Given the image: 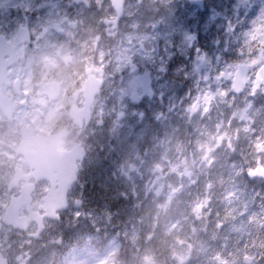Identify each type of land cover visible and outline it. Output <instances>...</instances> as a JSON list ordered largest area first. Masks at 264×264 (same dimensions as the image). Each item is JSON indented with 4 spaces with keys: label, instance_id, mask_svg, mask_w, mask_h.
Masks as SVG:
<instances>
[{
    "label": "flooded vegetation",
    "instance_id": "flooded-vegetation-1",
    "mask_svg": "<svg viewBox=\"0 0 264 264\" xmlns=\"http://www.w3.org/2000/svg\"><path fill=\"white\" fill-rule=\"evenodd\" d=\"M244 1L207 17L184 63L173 46L161 61L145 16L104 25L101 0H0V227L9 205L18 216L47 214V194L73 163L66 209L28 240L46 252H65L72 213L158 215L168 177L191 181L208 210L221 200L233 222L252 198L248 222L263 230L264 177L251 174L264 168V14L252 12L264 0ZM167 136L179 146L172 171Z\"/></svg>",
    "mask_w": 264,
    "mask_h": 264
},
{
    "label": "rangeland",
    "instance_id": "rangeland-1",
    "mask_svg": "<svg viewBox=\"0 0 264 264\" xmlns=\"http://www.w3.org/2000/svg\"><path fill=\"white\" fill-rule=\"evenodd\" d=\"M206 2L207 9L201 11L193 7L188 0H136V3L126 0L124 13L126 18L145 15L147 25L152 24L154 20L163 21L164 27L160 31L149 33L147 36L150 45L158 46L163 62L168 60L170 46H173V49L181 51L184 63H190L189 52L193 47L190 35L196 34L198 28L211 24L208 16L225 15V0ZM243 3L247 2L243 0ZM254 8L253 13L258 8L256 13L261 14L264 3L259 2ZM112 11L109 0H101L98 15L102 18L112 16ZM175 21H179L176 26ZM197 58L199 61V56ZM162 149L166 168L170 169L176 162L179 146L167 136ZM180 184L183 187L181 186L179 192ZM165 185V196H162L165 205L161 206V213L158 215L115 213L102 207L98 212L88 213L85 219L81 214H71L70 228H74L77 236L82 238L79 240L83 252H76L77 248H72L67 259L59 262H56L53 256L37 255L38 264H156L157 252L153 244L169 258V264H220L217 256L228 264H264V242L254 236L258 224L256 220L253 225L248 223V219L253 216L252 212L247 210L253 206L252 198L247 197L240 203L246 212L244 218L235 223H228L230 218L233 220V214L229 216L225 205L217 198L214 199V212L208 210L196 220L195 206L198 198L193 196L191 189L186 191L184 188L188 190L191 181L168 177ZM165 185L161 184L164 187ZM180 195L183 196V202L178 197ZM98 196L103 197V194ZM204 197H200L201 202ZM221 223L223 227L219 229L218 224ZM157 226L161 227V232L156 229ZM238 226L247 231L249 238L237 232ZM143 233L145 238H153L156 243L143 242ZM42 243L26 247L27 235L8 229L0 233V250L9 256L11 264H31L34 255L32 250L37 252L45 246ZM188 244H192L191 247ZM98 252L101 253L99 257ZM245 256L249 257L247 263L244 261ZM256 257L262 258L259 261Z\"/></svg>",
    "mask_w": 264,
    "mask_h": 264
},
{
    "label": "water",
    "instance_id": "water-1",
    "mask_svg": "<svg viewBox=\"0 0 264 264\" xmlns=\"http://www.w3.org/2000/svg\"><path fill=\"white\" fill-rule=\"evenodd\" d=\"M191 2H194L195 4L197 3H201L200 0H190ZM123 4H124V0H112V6L114 7V9L117 11L118 13V17L121 15L122 13V8H123ZM263 71H264V67H263ZM75 178V168H73V166L71 167V173H70V177L69 175H67L65 181H64V193L66 192V188L68 187L69 184H71L73 182ZM0 264H6L5 262H3L0 259ZM226 264V263H223Z\"/></svg>",
    "mask_w": 264,
    "mask_h": 264
},
{
    "label": "clouds",
    "instance_id": "clouds-1",
    "mask_svg": "<svg viewBox=\"0 0 264 264\" xmlns=\"http://www.w3.org/2000/svg\"><path fill=\"white\" fill-rule=\"evenodd\" d=\"M103 40H104V36L103 33L99 34V40H98V47L96 49V59H99V51L102 49L103 46ZM152 123H156V121H152ZM100 152H104V145L103 144H99L97 145V154H99ZM119 223V221H117Z\"/></svg>",
    "mask_w": 264,
    "mask_h": 264
},
{
    "label": "snow or ice",
    "instance_id": "snow-or-ice-1",
    "mask_svg": "<svg viewBox=\"0 0 264 264\" xmlns=\"http://www.w3.org/2000/svg\"><path fill=\"white\" fill-rule=\"evenodd\" d=\"M262 14H264V10H262ZM196 51H199V48H197Z\"/></svg>",
    "mask_w": 264,
    "mask_h": 264
}]
</instances>
